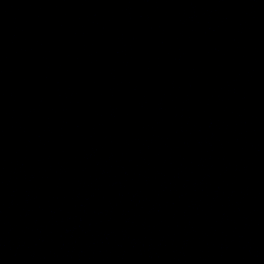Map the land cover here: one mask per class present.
I'll list each match as a JSON object with an SVG mask.
<instances>
[{
	"label": "water",
	"instance_id": "water-1",
	"mask_svg": "<svg viewBox=\"0 0 264 264\" xmlns=\"http://www.w3.org/2000/svg\"><path fill=\"white\" fill-rule=\"evenodd\" d=\"M0 264H264V0H0Z\"/></svg>",
	"mask_w": 264,
	"mask_h": 264
}]
</instances>
